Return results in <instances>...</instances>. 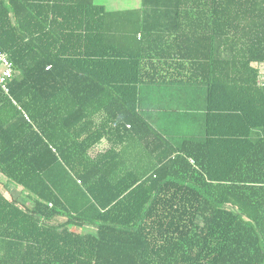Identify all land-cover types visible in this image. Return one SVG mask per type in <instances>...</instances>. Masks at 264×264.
Here are the masks:
<instances>
[{
    "label": "trees",
    "instance_id": "obj_1",
    "mask_svg": "<svg viewBox=\"0 0 264 264\" xmlns=\"http://www.w3.org/2000/svg\"><path fill=\"white\" fill-rule=\"evenodd\" d=\"M0 50V264H264V0H0Z\"/></svg>",
    "mask_w": 264,
    "mask_h": 264
},
{
    "label": "rangeland",
    "instance_id": "obj_2",
    "mask_svg": "<svg viewBox=\"0 0 264 264\" xmlns=\"http://www.w3.org/2000/svg\"><path fill=\"white\" fill-rule=\"evenodd\" d=\"M96 3L104 4L106 8L109 9H125V8H136L140 6V0H94ZM150 89H143L141 92L142 96V105L144 109H146V113L155 119H152L155 126L158 124L163 125L168 137L171 139L178 138L182 133L191 134L193 136H198L201 131V122L199 119H195L192 123V127L186 128L185 125L187 122H182L181 119H171L170 117L176 115H181L183 113H190L191 108H187L188 103L183 102L184 100H188L187 97L182 92H171L165 86L155 87L151 86ZM196 88V87H195ZM199 92H197L191 99L192 105L189 103V106L195 107L193 111L198 113L197 106L200 101ZM196 98V99H195ZM190 110V111H189ZM164 115V118L156 119L158 115ZM167 114V116H166ZM171 115V116H170ZM200 125V127H199ZM101 146V145H100ZM0 190L3 194L13 201L26 202V197L23 192H21L18 188L10 185V184H1ZM87 230L94 231L93 227H87ZM85 229V230H86Z\"/></svg>",
    "mask_w": 264,
    "mask_h": 264
},
{
    "label": "built area",
    "instance_id": "obj_3",
    "mask_svg": "<svg viewBox=\"0 0 264 264\" xmlns=\"http://www.w3.org/2000/svg\"><path fill=\"white\" fill-rule=\"evenodd\" d=\"M15 73L6 53L0 50V88L5 94L9 93L8 82Z\"/></svg>",
    "mask_w": 264,
    "mask_h": 264
},
{
    "label": "crops",
    "instance_id": "obj_4",
    "mask_svg": "<svg viewBox=\"0 0 264 264\" xmlns=\"http://www.w3.org/2000/svg\"><path fill=\"white\" fill-rule=\"evenodd\" d=\"M261 68H262V65H261ZM192 105V104H191ZM193 107V106H192ZM194 109H195V107H193ZM201 110H203V106L200 108ZM198 110V109H197ZM199 112L198 113H196V115L194 114V115H187V114H189V113H186V115H184V114H181V115H174V116H172V117H170L171 119H181V121L183 122H187V124L185 125V127L186 128H189L190 126H191V124H190V121H192L193 122V119H195V117H199V119L201 118H203V111H200V110H198ZM164 115L165 114H163V115H158L157 117H156V119L158 120V119H160V118H164ZM166 116H167V114H166ZM171 116V115H170ZM150 117V116H149ZM151 118V117H150ZM152 119H155V116H154V118H151V120ZM188 120H189V122H188ZM153 121V120H152ZM154 123V122H153ZM157 128H159V129H161V130H165V128L163 127V125H161V124H158V126H156ZM103 144V143H102Z\"/></svg>",
    "mask_w": 264,
    "mask_h": 264
}]
</instances>
